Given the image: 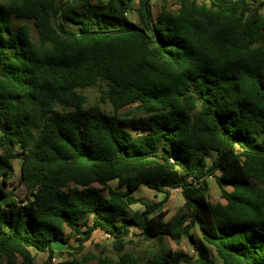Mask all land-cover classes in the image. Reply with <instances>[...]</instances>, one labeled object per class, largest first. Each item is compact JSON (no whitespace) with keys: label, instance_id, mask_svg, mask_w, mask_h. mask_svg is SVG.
I'll list each match as a JSON object with an SVG mask.
<instances>
[{"label":"trees","instance_id":"obj_1","mask_svg":"<svg viewBox=\"0 0 264 264\" xmlns=\"http://www.w3.org/2000/svg\"><path fill=\"white\" fill-rule=\"evenodd\" d=\"M177 1L0 2V264H34L32 251L49 263L95 230L118 254L96 264H264V3ZM94 85L111 112L85 106L78 89ZM134 103L143 116L127 124ZM14 159L23 199L8 190ZM139 185L163 197H135ZM175 188L183 205L166 220L155 211ZM133 230L186 237L194 254L122 252Z\"/></svg>","mask_w":264,"mask_h":264},{"label":"rangeland","instance_id":"obj_2","mask_svg":"<svg viewBox=\"0 0 264 264\" xmlns=\"http://www.w3.org/2000/svg\"><path fill=\"white\" fill-rule=\"evenodd\" d=\"M6 0H0V2H5ZM105 0H94L96 3H103ZM260 2L264 3V0H258ZM177 0H151L152 3V11L154 13L161 10V8H164L165 10L172 11L177 7ZM136 1L131 2V5L129 4V9L127 12V17L132 21H137L136 14L133 11V8L136 7ZM261 11L264 15V5L261 8ZM32 36L35 37V32L31 28ZM101 85V84H100ZM103 88V85L98 86H90L85 87L82 89H78L79 92H81L85 96V106L98 104L100 107L106 111L111 112V107L109 103L104 100L102 101L100 99V88ZM55 109H60L59 106H56ZM143 116L142 112L137 109L136 103L127 105L124 108H122L119 111V119L126 122L127 124L130 122L132 118ZM13 165V174L8 179V190H11L15 195H17L20 199H23L26 195V191L24 190V187L20 184L19 181V172H20V161L18 159L12 160ZM208 186H209V200L212 203H215L217 201H221L219 197V190L214 183L213 178L207 179ZM116 181L111 180L107 182L106 186H103V192H107V188L109 187H115ZM100 187V186H99ZM146 186L142 185L137 190H134L133 195L134 196H142V197H153L151 191H144ZM172 190V189H171ZM170 191V190H169ZM175 193V194H174ZM158 195H161L160 193ZM163 197V194L158 197L159 200ZM169 197V196H168ZM181 194L179 191H173L172 198L169 199L168 202V211H167V217L168 219L173 218L175 215H177L181 208ZM158 200V201H159ZM183 200V198H182ZM131 210L140 209V204H133L129 207ZM138 234V231H135ZM191 232L195 233L194 238L199 241L201 240V233L197 227V225L193 226L191 229ZM131 238V244L128 245L129 248H132V251H134L136 254L145 256L147 253L151 251H155L157 248L163 246V248H168L166 246H171V243L164 238L159 242L158 240H145L140 235L135 237H129ZM188 240L184 241L180 244L181 250L189 251L191 249L190 244L187 242ZM78 247V241L77 236H68L67 244L63 245L60 243H57L54 245L55 254L50 259L49 263L47 261V254L44 252H35L32 251L33 258H34V264H68L71 261H79L83 262V264H96V259L91 256H101V257H108L110 259H113L114 251L112 248V240L111 238L105 236L104 233H102L99 230H95L92 232L90 239L85 241L83 243V248L80 250H76L73 248ZM213 252V251H212ZM213 259L215 261V264H221L220 259L214 254L213 252ZM3 260V259H0ZM16 262H20V259H16Z\"/></svg>","mask_w":264,"mask_h":264},{"label":"crops","instance_id":"obj_3","mask_svg":"<svg viewBox=\"0 0 264 264\" xmlns=\"http://www.w3.org/2000/svg\"><path fill=\"white\" fill-rule=\"evenodd\" d=\"M260 12H261V14L263 15V13H262V11H261V9H260ZM142 185H139L138 187H136L134 190H137L139 187H141ZM116 187V186H115ZM119 189H121V190H124L125 188L124 187H119ZM134 190L132 191V194H133V192H134ZM146 190H148V191H151L152 192V196L153 197H142V196H135V197H140V198H142V199H144V200H148V201H158L159 200V198L158 197H160L161 195H158L159 193H157L155 190H153V189H150V188H148V187H146L145 188V190L144 191H146ZM170 191H169V197L167 198V200L163 203V204H161L159 207H157V209H156V211L155 212H158V211H162V210H166V211H168V202H169V199H171L172 198V194H173V191H179L180 192V190L178 189V188H175V189H169ZM175 194V193H174ZM181 194V193H180ZM181 204H183V200H182V198H181ZM142 208H143V206L141 205V208L140 209H135V210H142ZM135 210H131L130 208H128V213H131L132 211H135ZM167 217V213H166V215H165V219L166 220H170V219H168V218H166ZM188 221H186L185 223H187ZM135 231H138V230H133V235H131L130 237H135V236H138V235H140L141 237H142V235H141V233L138 231V234L135 232ZM193 233V232H192ZM193 235H195V233H193ZM143 238V237H142ZM128 239V243L129 244H131V241L132 240H130L131 238H127ZM165 240H167V241H169L170 243H171V246L169 247V246H166V247H168V248H166V250H172V251H174V250H180V251H183V252H185V253H189V254H194V252H193V250H192V247H191V249L189 250V251H184V250H181V246H180V244L181 243H183L184 241H186V240H188L187 242L190 244L189 246H191V243H190V240L188 239V238H186V237H182L178 242H175L174 240H172L171 238H169V237H165L164 238ZM149 240H155V239H149ZM160 242V241H159ZM126 244L125 245V247L123 248V250H122V252H134V251H132V248H129L128 247V245L129 244ZM160 249H163V246H161V247H159V248H157L154 252H156V251H158V250H160ZM165 249V248H164ZM113 251H114V249H113ZM114 260H116L117 258H118V254L114 251V256L112 257ZM182 264H184V263H182Z\"/></svg>","mask_w":264,"mask_h":264},{"label":"built area","instance_id":"obj_4","mask_svg":"<svg viewBox=\"0 0 264 264\" xmlns=\"http://www.w3.org/2000/svg\"><path fill=\"white\" fill-rule=\"evenodd\" d=\"M197 1L201 2V1H203V0H197ZM105 236L109 237V235H107V234H105ZM109 238H110V237H109Z\"/></svg>","mask_w":264,"mask_h":264}]
</instances>
